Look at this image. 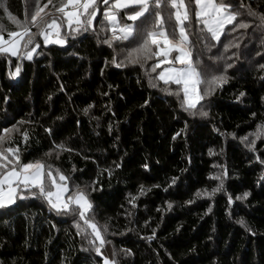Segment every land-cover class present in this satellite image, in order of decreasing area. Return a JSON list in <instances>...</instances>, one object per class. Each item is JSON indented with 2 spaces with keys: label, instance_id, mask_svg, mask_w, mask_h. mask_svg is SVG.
<instances>
[{
  "label": "trees",
  "instance_id": "obj_1",
  "mask_svg": "<svg viewBox=\"0 0 264 264\" xmlns=\"http://www.w3.org/2000/svg\"><path fill=\"white\" fill-rule=\"evenodd\" d=\"M63 2L41 0L39 7L47 4L52 12ZM225 2L242 13L238 20L249 23L248 29L232 32V25H226L221 41H210L216 45L210 52L194 34L202 27L194 16L187 29L193 59L198 56L212 71L223 70L225 61L214 64L209 57L219 56L228 41L239 43L225 53L233 64L227 69L228 83L201 102L207 118L183 111L175 96L160 90L162 81L158 88L149 85L145 73L154 61L144 68L112 63L114 55L119 62L136 45L103 43L109 37L101 31L107 28L101 23L104 8L98 7L94 31L62 32L64 45H45L37 36L38 54L20 61L17 77L8 75L17 58L0 54V133L19 128L4 147H19L23 163L41 160L59 168L69 177L67 195L76 186L86 191L94 206L86 215L101 228L108 225L103 236L110 242L97 254L91 237L77 235L72 215H58L42 199L29 197L0 210V264H104L113 250L119 264H264V137L256 140L254 152L241 142L264 122V28L258 27L264 0ZM36 7V0H0L3 34L18 31L14 20L30 21ZM249 8L254 16L248 15ZM240 92L246 95L237 101ZM61 143L72 151L57 149ZM49 151L53 155L45 156ZM225 171L224 191L196 197L198 190L215 188L219 181L212 177ZM141 186L150 189L143 196L138 195ZM244 192L250 195L236 200ZM131 197L137 199L129 203ZM240 218L251 231L236 223Z\"/></svg>",
  "mask_w": 264,
  "mask_h": 264
},
{
  "label": "snow or ice",
  "instance_id": "obj_2",
  "mask_svg": "<svg viewBox=\"0 0 264 264\" xmlns=\"http://www.w3.org/2000/svg\"><path fill=\"white\" fill-rule=\"evenodd\" d=\"M52 3V0H48ZM104 4L102 24H106L107 28H102L101 31H108L111 35L103 40L104 44L113 47L116 41H129L134 43L136 47L127 50V55L123 60L117 62L116 56H113L112 63L117 67L125 65H139L144 68L148 61H154L150 71L145 75L148 76L149 85L152 88L160 87L159 82H163L164 87L161 91L167 95L175 96L179 107L192 115L199 114L201 117L207 118L209 113L204 110L202 101H208V98L213 96L214 92L223 87L229 81V76L226 74L228 68H232L233 64L226 62L225 53L232 48H238L239 43L228 41L223 45V52L216 57H209V60L214 64L225 61L223 70L217 69L212 71L208 66L197 56L193 59V45L189 40L188 27L192 24L193 16L196 19L197 25H202L198 33H194L199 39L206 41L204 50L211 51L214 44L210 41H221V34L225 33V26L232 25L231 31L246 30L250 27L249 23L238 17L242 13L236 11L233 6L225 0H102ZM36 11L31 15L30 21L24 22L15 21L18 31L8 32V39L4 38V28L0 25V54H10L11 57L17 58L15 71H9L10 77H17L21 73L22 60H33L34 54L37 53L39 44L34 41L37 36L43 37L45 45L54 43L64 45L66 38L61 34V26L64 22L67 23L72 36H76L81 32L87 33L93 29V20L97 17L98 0H64L59 7L55 8L54 13H44V8L39 7V0H36ZM69 7L71 10H68ZM121 10H124L121 13ZM249 16H254L255 13L249 8ZM41 13H44L42 16ZM57 13H62L59 17L61 23H57ZM126 21L121 23V17ZM51 17V18H50ZM260 24L258 27L264 28V16L258 17ZM237 21L236 23H233ZM32 27L38 29L37 32L31 30ZM46 29H50L48 31ZM55 33V38H53ZM264 43V40H262ZM172 55V59L169 56ZM236 53L233 52V56ZM154 58H159L155 60ZM230 59V58H228ZM8 63H11L9 58ZM161 65H167L158 75L153 76ZM264 68V65L261 66ZM170 84L178 86L175 90L170 87ZM202 86V87H201ZM246 95L245 92H240L236 100ZM8 98L6 97L5 100ZM51 99V97H49ZM147 104L148 102L145 101ZM85 108V113L88 112ZM255 116V113H253ZM19 123H24L23 121ZM46 132L51 134V129H46ZM19 132V128L13 125L12 128H4L0 133V210H6L15 205L19 200H25L29 197L42 199L47 205L54 210L58 215H72L74 218V226L77 228V235H82L84 239H90L92 249L101 254V249L106 243L103 233L107 232L108 225L103 228L98 226L93 219L87 217L93 209V204L88 197V193L79 186L76 190L65 197L69 192L68 179L59 168L53 170L52 165L46 164L41 160H36L28 163L21 161V151L19 147H7L6 143L11 144L13 141V133ZM23 141L27 146L29 141V133L27 131L22 134ZM234 135V134H233ZM252 137H241V142L249 151L256 150V140L264 137V122L257 124L255 132L251 133ZM175 138V137H174ZM56 148L61 151H69L72 149L65 148L61 143L56 145ZM212 155V150H209ZM52 151L45 153V156L51 157ZM55 155L59 158L60 151H56ZM259 159V158H257ZM264 164V161H261ZM120 167V165H116ZM145 169L148 165H143ZM73 166V171H75ZM55 171V175H54ZM109 175H111V170ZM227 172L212 177L218 180L219 183L211 191L198 190L196 197L211 198L217 192L224 191V177ZM264 179V176L261 177ZM176 178H173L172 183L175 184ZM150 189H145L141 186L138 193L139 196L145 195ZM250 195L249 192H244L243 195L236 197V200H244ZM137 197H131L129 203H132ZM190 200L187 203H193ZM229 204H232L231 195L228 196ZM134 206V204H133ZM172 203H167V209H172ZM208 211H211L209 207ZM79 219H75L76 217ZM91 229V233L86 232V228ZM147 223V222H146ZM246 230L251 231L243 218L236 221ZM155 236L147 237L148 240ZM99 241V244L96 242ZM87 251L88 249H84ZM125 255H130V250H122ZM116 251L113 250L112 258L104 257V264H119L116 259Z\"/></svg>",
  "mask_w": 264,
  "mask_h": 264
},
{
  "label": "rangeland",
  "instance_id": "obj_3",
  "mask_svg": "<svg viewBox=\"0 0 264 264\" xmlns=\"http://www.w3.org/2000/svg\"><path fill=\"white\" fill-rule=\"evenodd\" d=\"M40 1H41V0H39V4H40ZM98 7H99V9H102V8H104V4H103V5H102V4H98ZM41 8H44V6L41 5ZM68 10H71V8L69 7ZM33 12H35V9H34L32 12H29V15H30V16L33 15V14H34ZM52 12H54V11H52ZM52 12L49 11V10H46V8H44V13H52ZM44 13H41V15L43 16ZM56 16L58 17V19H57V23H61L59 17L62 16V13H57ZM50 18H51V17H50ZM11 20L13 21V18H11ZM124 22L131 23L130 21H126L124 18H121V23H124ZM14 23H15V22H14ZM17 30H19V29H17ZM46 30L51 31L50 29H46ZM60 31H61V34H62V32L67 33V32H69V31H71V29L69 28V26L67 25V23L64 22L63 25L61 26ZM108 34H109V36L111 35L110 32H108ZM3 35H4V38H5V39H8V35H6V34H3ZM53 38H55V33H53ZM7 55L10 56V54H7ZM10 57H11V56H10ZM158 59H159V58H155V60H158ZM169 59H172V55L169 56ZM161 66L166 67L167 65H161ZM162 70H163V69H162ZM162 70H161V71H162ZM251 138H252V137H250L249 139H251ZM66 196H67V193L65 194V197H66Z\"/></svg>",
  "mask_w": 264,
  "mask_h": 264
}]
</instances>
